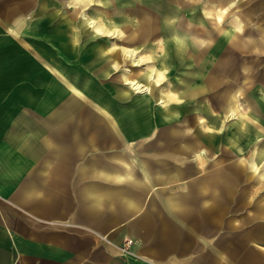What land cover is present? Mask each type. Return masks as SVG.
Wrapping results in <instances>:
<instances>
[{
  "label": "crops",
  "instance_id": "obj_1",
  "mask_svg": "<svg viewBox=\"0 0 264 264\" xmlns=\"http://www.w3.org/2000/svg\"><path fill=\"white\" fill-rule=\"evenodd\" d=\"M172 1L189 2L193 28L215 38L203 45L177 30L179 12L160 0H0V264H264V187L253 172L264 178V0ZM196 9L228 15L223 38ZM149 17L154 33L143 29ZM155 35L162 72L136 78L145 94L117 71L140 63L132 42ZM189 48L203 63L186 74L178 65L168 98L153 99ZM250 65L257 77L240 88Z\"/></svg>",
  "mask_w": 264,
  "mask_h": 264
},
{
  "label": "rangeland",
  "instance_id": "obj_2",
  "mask_svg": "<svg viewBox=\"0 0 264 264\" xmlns=\"http://www.w3.org/2000/svg\"><path fill=\"white\" fill-rule=\"evenodd\" d=\"M134 1H136L139 4L140 0H134ZM160 1H161V7H162L163 10H165V11H167L169 13H173L176 10L179 12L180 15H174V17L172 18V22L175 25L177 30H179V31H181L183 33H186L189 38H194L195 37L197 40H199V42H197V43H203V45H205L206 42H201V41L212 40L213 38H215L213 32H211V30L209 28H207V26H203V28H202V30L200 32L196 31L193 28V26L191 25L192 20L189 18L190 11H191V8L188 6L189 2H187V8H184V6L182 8L181 6H174V3H173L172 0H160ZM186 1H189V0H186ZM70 2H71L70 7L72 9V8H74V6H73L74 4H73L72 1H70ZM17 4H18V2L16 1V4H15L16 7H17ZM75 6H76V10H78V11L79 10H83V9H90V4H87V3L86 4H81V5H75ZM98 7H99V9H101V6L98 5ZM112 7H113L112 4H109L107 6V8L105 9V11L108 12V10L111 9ZM205 8H209V7H205ZM33 9H35V8L33 7ZM144 9L148 10L149 12L150 11L154 12V9H152L149 5H147ZM24 11H27V9H25ZM196 11H198V14L200 15L201 10L196 9ZM24 14H25V12H24ZM201 16H203L204 18H209L210 22L213 25L216 26L215 29L217 30L216 33L218 35V39L223 38V36L225 34L224 23L226 22L225 20L227 19L228 15H224V16H221V17H219V16L215 17V16H208L206 14H202V12H201ZM138 20L139 19H137V21L134 22V25H135L136 28H138V27L140 28V26H138V24H137ZM234 22H235V24H237V23L238 24L239 23L245 24V23H247V19L245 17H243V16H239V18H236L234 20ZM201 24L204 25V22L203 23L201 22ZM147 26L150 27L151 33L156 32V30L154 28H157V22H156V20L153 17H149L148 19H146L145 27L143 26V29H145ZM219 27H220V29H219ZM162 34L164 35V33H162ZM236 34L241 36V34L239 32L236 33ZM260 34L262 35L264 33H260ZM252 35H253V31H249V33L246 36H252ZM163 40H164V38L162 36L155 35L153 37V39H149L148 41H146V43L147 44L149 43L150 45L149 44L145 45L144 42H141V41H138V40L132 42V44H130V45H133L135 47V49H136V53L133 56H136L137 53H138V55L141 57V61H140V63H134L133 61L131 62L130 60H125V61L123 60L124 63H119V69H118L117 73H119V74H123L124 73L125 74L126 71H127V72H129L128 77L134 76L135 78H137V77H141V75L143 74V71L145 69H151L155 73L158 72L159 76H160L162 70L158 69V65H157L156 61H157V57H159V56L162 57L161 55H163V53H164L165 47L162 44ZM119 45L125 46V45H128V44L127 43L124 44L123 42H119ZM186 50H188V52H184L183 51L180 54V56H181V62L180 63L177 64V63H175L174 60H171L172 61L171 62L172 63L171 64V73L162 75L164 79H161V81L159 83H155L153 85V88H152V91H153V94H154L153 99L156 100V99H158L159 96H160V98H168L166 96V94L168 92L167 89L169 87L170 88L173 87L174 83L176 82L174 80V78H175L176 75H179V73H178L179 69L178 70L176 69L178 65L183 67L182 70L186 74L187 70H190V68H189L190 64H192L191 68H194V70H195L197 62L203 63L201 59H200L201 61H197L193 57H191V52H190L191 49L190 48L186 49ZM197 50H198V52H200V51H206L207 49L205 47H203V48H197ZM170 51H172L171 48H170ZM120 53H122V52H120ZM252 68H253V65H250V71H249V73H247V76H245V77H247V79L244 82L240 83V84H242V85H239L240 88L244 87L245 85L246 86L250 85L253 82V80H255V78L257 77L256 75H254L252 77V80H251L250 75L252 74ZM187 73H189V71ZM130 74H132V75H130ZM195 77H197L196 78L197 79L196 82L203 84V88H204L206 82H204V81L201 82L200 81L201 74H199V73L196 74L195 73ZM186 78H189V76H187ZM144 80L147 82L146 79H144ZM236 81L238 82V80H235V81L233 80L232 84H234L233 85L234 87H237V82ZM223 82H224L223 86H221V84H220L221 82L218 84V86H216V85H215V87L209 86L210 88H212L209 91L211 93L215 92V94L220 92V91H223V89H226V87H227V85L229 83L226 80H223ZM164 87H167L166 91L164 90ZM260 88H261V84H259V83L253 85V87L251 88V94L252 93H254V94L255 93L256 94L260 93V91H259ZM215 97L216 96H214V99H215ZM177 100H179V95H178V99ZM218 100H219V98H218ZM165 101L167 102L168 100H165ZM215 102H216V100H215ZM170 104L171 103H169V105ZM235 104H236V102H235ZM225 105H226V103L224 104L223 108L225 107ZM233 108H235V107H233ZM216 109H218V108H216ZM234 110L238 114L237 109L235 108ZM213 113H214L215 120H219V119H221V117L224 118L223 117V113L220 112V111L215 110ZM187 114L188 115H186L185 117H188V118H199L202 113L195 112L193 114L192 113L191 114L187 113ZM149 117L151 118V116H149ZM228 117L232 118L230 115ZM252 119H253V115H252ZM201 121L205 122V120H201ZM263 131L264 130L261 129V133L260 134H263ZM242 160H243V158H242ZM245 161L247 162V164L249 165V168H250L249 155H248V158H246ZM262 163H264V161H261L259 164L261 165ZM253 172H254V174L257 175L258 181L262 182L263 187H264V178L263 177H262V179L259 178V175L257 174V172H255V171H253Z\"/></svg>",
  "mask_w": 264,
  "mask_h": 264
},
{
  "label": "bare ground",
  "instance_id": "obj_3",
  "mask_svg": "<svg viewBox=\"0 0 264 264\" xmlns=\"http://www.w3.org/2000/svg\"><path fill=\"white\" fill-rule=\"evenodd\" d=\"M82 23H84L88 27H94L95 26V29H94L95 32H100L101 31V28L99 26H97V24H96L97 22H95V20L93 18H90L88 16L83 15ZM172 34L174 35L173 36V40L182 39V36H179V37L177 36L178 33L176 32V30L173 31ZM164 35H166V32L164 33ZM132 51H133V49H128V53L127 54H132L133 53ZM136 57H138V56H136ZM143 73L145 75H148L147 77H149L152 81L157 79V75L159 74L158 72H156L157 75H155V72H153L151 69H145L143 71ZM126 82L129 84V86H131L132 88H134V89H136L138 91H142L145 94L149 93L150 86L147 83H144V82L140 81L139 79H136V78L135 79H128ZM160 101L162 102L163 100H160Z\"/></svg>",
  "mask_w": 264,
  "mask_h": 264
},
{
  "label": "built area",
  "instance_id": "obj_4",
  "mask_svg": "<svg viewBox=\"0 0 264 264\" xmlns=\"http://www.w3.org/2000/svg\"><path fill=\"white\" fill-rule=\"evenodd\" d=\"M131 242H132V239H128V240H126V242H125V244H126V245H125V248H126L127 245L130 244Z\"/></svg>",
  "mask_w": 264,
  "mask_h": 264
},
{
  "label": "snow or ice",
  "instance_id": "obj_5",
  "mask_svg": "<svg viewBox=\"0 0 264 264\" xmlns=\"http://www.w3.org/2000/svg\"><path fill=\"white\" fill-rule=\"evenodd\" d=\"M78 2H79V0H78Z\"/></svg>",
  "mask_w": 264,
  "mask_h": 264
}]
</instances>
